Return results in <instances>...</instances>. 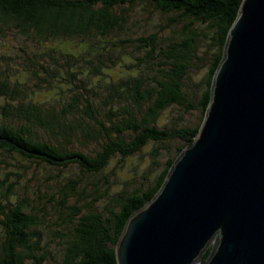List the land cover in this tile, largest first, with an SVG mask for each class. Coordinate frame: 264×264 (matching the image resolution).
I'll use <instances>...</instances> for the list:
<instances>
[{"label":"trees","instance_id":"trees-1","mask_svg":"<svg viewBox=\"0 0 264 264\" xmlns=\"http://www.w3.org/2000/svg\"><path fill=\"white\" fill-rule=\"evenodd\" d=\"M241 1L0 0V264H118L128 218L156 195L200 129ZM138 5L166 23L132 37ZM130 46L135 61L115 76ZM194 69L204 70L199 82ZM32 84L48 98L28 96ZM169 110L180 113L162 122ZM148 150L143 180L132 173L110 192L119 165ZM34 166L42 177L58 172L32 194L34 177L24 179Z\"/></svg>","mask_w":264,"mask_h":264},{"label":"water","instance_id":"water-1","mask_svg":"<svg viewBox=\"0 0 264 264\" xmlns=\"http://www.w3.org/2000/svg\"><path fill=\"white\" fill-rule=\"evenodd\" d=\"M116 257L264 264V0L241 1L200 129L156 195L128 218Z\"/></svg>","mask_w":264,"mask_h":264},{"label":"rangeland","instance_id":"rangeland-1","mask_svg":"<svg viewBox=\"0 0 264 264\" xmlns=\"http://www.w3.org/2000/svg\"><path fill=\"white\" fill-rule=\"evenodd\" d=\"M131 13L134 15V20L136 22L135 25H132V28L129 31V33H130L129 35H131L132 37L137 36L141 33H147L151 30H155L157 28H160L167 21L166 15L161 14L157 10H154L153 7H151V6L144 8L142 5H138L131 11ZM180 26H182V25H180ZM195 26H197V25H195ZM174 30H175L174 27L165 28L164 34L168 33L169 35H172ZM16 44H18V46H19L18 41L16 42ZM3 47L6 48L8 51H13V53L19 49V48L17 49V47H15V46H11L10 44L3 45ZM125 49L126 50L129 49V51H131V52L126 53V50H125L123 56L121 57L123 59L118 64L114 65V67H112L111 72L115 76L124 75L129 69L128 64L135 61V56L133 53H135V55H136L137 52L136 51L134 52V46H130L129 48H125ZM16 61H18V60H16ZM23 67H25V66H20V68H23ZM13 71H16V69L14 68ZM203 74H204V70L198 71V70L194 69V71H192V73H191V81H193V82L198 81L199 82V80L203 76ZM32 81H30V82L31 83L35 82L34 80H32ZM32 88H34L36 90L32 91L31 88H28L27 95L31 96L34 100L42 101L43 99L48 98L50 92H48L47 89L42 91V88L38 89L37 87H34L33 84H32ZM0 100H2L1 97H0ZM179 113H180V111H178V110H176V111H170V110L165 111L162 118H161V121L162 122L166 121L167 119H169L172 116L177 117L179 115ZM185 115L188 119H195L196 118V116L194 114H191V113H188ZM165 156H167L166 153L160 154L159 160L163 161L165 159ZM116 161L117 160L115 159V161L112 163V166H111L112 168L116 164ZM150 161H151V156L149 155V150H148V151H143L138 156H136V158L128 159L126 164L119 165V167L117 169H118V174H119L120 178L119 179L114 178L115 182L110 187V192H116L118 189H120L124 184V180L130 179L132 177V173H135V178L138 175V177H137L138 182L143 180L142 174H146L145 170H147L148 167L150 166V164H151ZM35 166H37V165L35 164ZM35 166L31 167L29 170H27V174H25V179H24V182H25L31 176L34 177V179L29 184V186L32 190V192H31L32 194L35 192L33 190H35V188H37L41 182L44 183V179H46V176L49 173H51L52 175H56V173L58 172L56 169L48 168L47 170L49 172L47 174L43 175V177H42V171H43L42 167L36 168ZM135 168H137L136 171L134 170ZM69 173H71L70 169L64 171L61 176H64V175L69 174ZM149 176H150V173H149ZM85 181L86 182H94V181H96V179L91 180L90 178H85ZM100 186L102 189H104L103 184H101ZM19 192L23 193V189L20 188ZM106 200H107V198H106ZM101 203H104V202H102V199L98 200L96 202V204H101ZM101 209H102V207H101ZM40 229L42 231V225L40 226ZM52 244L55 246L56 242L54 241V242H52ZM25 264H44V263H36L35 261L28 260L25 262Z\"/></svg>","mask_w":264,"mask_h":264}]
</instances>
